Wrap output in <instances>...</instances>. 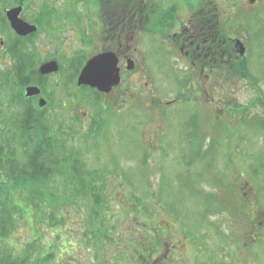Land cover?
Returning <instances> with one entry per match:
<instances>
[{"label": "rangeland", "instance_id": "1", "mask_svg": "<svg viewBox=\"0 0 264 264\" xmlns=\"http://www.w3.org/2000/svg\"><path fill=\"white\" fill-rule=\"evenodd\" d=\"M98 1L34 0V20L38 23L43 22V26L38 24L40 27L36 32V42L42 56V63L45 61L44 58L50 56L55 57L56 60L60 58L65 64L71 58L70 54L80 50H84L87 54L84 55L85 61L90 58L91 52L97 49V44L82 41L76 19H103L101 15L103 17L108 6L104 9V0ZM142 1L117 0L119 6L128 2L142 4ZM146 1L148 0H144L143 10L141 9L142 14L147 12ZM191 1L193 0H161V4L166 8L174 3L180 8V15L185 16L183 9ZM110 3L112 5L113 1ZM228 3H236L240 6H238L237 15L236 13H230L229 16H226L227 13L224 14ZM244 5L246 7L242 8ZM215 9L217 14L225 16L226 19L231 17L229 25L223 27L231 35H237L245 44L249 74L237 76L236 73L234 75L230 73V76L225 79L222 95L220 94L222 88L215 86L216 101L225 99L224 102L235 110L231 111L228 123L219 128L221 135L215 136V141L227 147L218 149L221 151L217 150L212 155L214 160L207 153L197 152L195 153L197 158L193 161L196 163L184 165L176 163L179 156L175 154L176 152L163 154L161 150L145 151L143 130L146 125L142 121L143 115L139 114L140 111L143 112V109L135 110L133 117V109H129L128 103L110 110H105L103 107L104 122L101 129L98 128L92 135L88 131L89 123L102 106L95 104L92 98L86 101L81 100L80 96L83 98L85 93L73 86L69 87L70 94H68L67 78L64 72L59 71L53 74L47 83L48 87L55 92L54 106L48 110L53 118L51 121L53 126L57 128L59 120L62 124H66L63 130L71 127L79 129L77 135L72 134L67 137L65 144L68 153L64 158L71 157L70 152H76L78 157L87 164L88 169L105 173L102 182L106 184L109 211H106L108 223L104 230L109 232L111 238L104 246L105 255L102 258V264H135L136 249L131 238L134 236L137 239L146 234L145 228L141 226L142 222H139L142 220H135L136 197H142L147 206L145 212H149V215L145 216L146 224L159 226L167 223L174 231L183 234L178 236V241L184 240L187 243L190 264H196L197 258L207 263V259L212 257L215 260L212 261L214 264H264V128L261 126L264 119L262 105L264 101V0L255 2L200 0L197 14L205 19H211ZM45 10H48L49 14L46 15ZM31 14L29 9L24 14V18H31ZM246 14L250 16V19ZM119 15H121L120 12ZM85 25V29L88 30V21ZM45 28L48 30L45 31ZM146 36L143 34L137 37L135 46L143 48ZM159 88H162L168 96L174 95V91H169V85L164 86L163 81ZM78 91L83 95H79ZM187 110L188 107H184L182 111L187 112ZM84 113L87 114L86 117ZM4 116L11 115L0 103V118ZM77 117L80 122L75 120ZM13 122L8 124L12 125ZM189 124L193 127L194 122L189 120ZM176 127L178 122L170 127L173 133ZM56 128L54 130L58 129ZM225 129L228 131L223 133ZM171 130L169 133L172 132ZM216 144L219 145L218 142ZM162 181L165 183V188L161 189L164 191L161 193ZM221 181L225 183L226 188L224 185L223 188L218 187L217 184ZM52 185L56 188L54 190L56 194H61L64 190L67 195L74 192L73 186L69 182H66L65 186L62 179ZM159 195L162 197L160 198ZM206 197L213 198L214 206L205 205ZM169 204L174 206V213ZM87 206L86 202L79 200L76 204L65 207L62 213L67 221L57 227L41 224L39 217L38 222L33 223V226L45 230L44 238L51 242L48 247L56 253V263L94 264L96 262L95 254L98 250L95 240L96 236L100 238L101 234L96 226L94 232L89 229L92 237L85 232L88 229L85 221L88 214ZM139 209L142 208L139 207ZM30 224L21 222L18 226L10 240L13 247L19 249V246L33 239L34 235L38 238L42 237L41 232H37ZM240 228L245 229L240 243H232L230 240L226 242V235L231 230L237 234ZM255 229L260 230L262 234L257 240L252 238ZM192 236H201V238L197 237L201 242L196 244L189 240ZM147 239L152 240L153 237L148 235ZM159 245L160 243H153L154 247ZM194 246L197 247L193 249H198L201 255L195 256L196 252L191 249ZM65 253L66 255L63 256ZM75 254L76 258L67 260L68 255L72 257ZM225 255L227 257L230 255L234 259L229 263L224 258ZM179 257L183 260V256ZM149 259L155 258L149 256Z\"/></svg>", "mask_w": 264, "mask_h": 264}, {"label": "flooded vegetation", "instance_id": "2", "mask_svg": "<svg viewBox=\"0 0 264 264\" xmlns=\"http://www.w3.org/2000/svg\"><path fill=\"white\" fill-rule=\"evenodd\" d=\"M100 1L102 2H98ZM112 1L109 10L105 11L103 17L101 15L103 19L76 20L82 41L97 44V49L91 52L90 58L106 52L117 56L121 75L119 85L114 86L110 92H101L88 85H77L79 75L90 59L85 61L84 55L87 54L84 50L70 54L71 58L65 64L60 58L56 60L50 56L44 58L43 63L55 60L59 63V71L65 69L63 72L67 78L68 94L70 86L84 93L98 92L96 96L101 101L102 110L103 107L110 110L128 103L129 109H133L134 117L135 110L143 109L139 114L143 115L142 121L146 125L143 130L145 151L161 150L163 154L176 152L175 154H179L176 163L194 165L196 162L193 161L197 158L195 153H207L214 149L215 136L221 135L219 128L228 123L231 111L235 110L224 102L225 99L216 101L214 97L215 86L222 88L221 95L224 92V82L230 76L232 62L240 57L237 45L240 39L223 27L229 25L231 17L226 19L225 16L217 14L216 9L213 12L216 17L212 15L211 19H205L199 16L198 0H193L184 7L185 16L180 15L178 7L174 16L166 17L165 9L176 6L174 3L164 8L161 0H148L145 4L148 6L147 12L142 17L133 14L130 19H119L118 2ZM0 4V103L11 115L6 116V122H12V116L21 120L24 113L33 106L34 100L39 103L40 98H45L48 105L49 96L53 97L55 92L50 88L44 91L37 85L41 88V93L27 95L28 88L34 86V31L22 34L8 18L10 10L22 7L21 20L30 26L36 24L39 29L38 22L34 20V0H0ZM235 4L228 3L224 12L227 13L226 16L230 13L237 15L239 5ZM143 6L144 4L142 8ZM244 7L246 6H242ZM29 9L31 18L25 19L24 14ZM86 21L89 24L88 30L85 29ZM143 34L147 35L143 48L136 47V38ZM129 62L133 63L132 69L129 68ZM74 70L78 71V75L76 81L72 82L77 73ZM55 73L43 75L44 80L48 83ZM162 81L164 86L169 85V91H174L173 96L166 95L159 88ZM79 91V95H83ZM80 99L86 101L88 98L84 94ZM184 107H188L187 112L182 111ZM83 115L86 117L87 114ZM189 120L194 122L193 127H190ZM91 122L92 120L89 124ZM177 122L178 127L173 133L170 127ZM227 131L225 129L223 133ZM244 231L245 229L240 228L236 234L231 230L226 235V242L230 240L232 243H240ZM259 231L254 230V240L262 235ZM180 234L167 223L154 229L153 236L151 235L154 240L147 239L148 235L145 234L143 244L149 250L148 255L155 258L147 264H190L187 243L184 240L178 241ZM197 237L192 236L189 240L199 244L201 241ZM153 243L160 245L154 247ZM196 247L191 249L196 252L197 257L201 253L198 249H193ZM179 256H183V260ZM224 258L229 263L234 259L230 255H225ZM207 260L204 263L197 258L196 264H214L213 257Z\"/></svg>", "mask_w": 264, "mask_h": 264}, {"label": "trees", "instance_id": "3", "mask_svg": "<svg viewBox=\"0 0 264 264\" xmlns=\"http://www.w3.org/2000/svg\"><path fill=\"white\" fill-rule=\"evenodd\" d=\"M111 1L104 0V9L108 6L109 10L110 5H107V3L109 4ZM128 4L129 2L119 6L121 14L119 19L125 17L130 19L133 14L138 17L143 16L142 5L138 7L136 3ZM177 8V5L166 8L165 16H174V11ZM48 12V10H45L44 13L47 15L49 14ZM246 16L250 19L248 14ZM38 24L43 26V22ZM36 36L37 34L34 33V85H39L44 91H47L49 88L47 82L38 69L42 63V56L37 46ZM246 56L240 55L238 61L233 63L229 73L233 75L236 73L237 76L248 75V58ZM60 72L63 71L61 70ZM75 72L77 73L72 82L76 81V76L78 75V71ZM97 93L95 92L94 96L91 95L92 93H85V96H92L94 103L100 106L101 101L97 99ZM262 105L264 106V101H262ZM53 106L54 98L52 96H49V103L45 107H41L37 100H34L33 106L24 113L21 120L12 116L13 127L8 124V121L6 122V116L0 118L2 125H0V264L56 263V253L48 247L51 242L44 238L46 236L45 230H40L38 227L33 226V223L38 222L37 218L39 217L41 219L40 223L43 225L50 227L62 225L67 221L62 213L63 209L70 204H76L79 200H83L88 204V214L85 220L88 229L85 232L91 236L90 231L94 232V227L96 226L97 231L101 234L100 238L96 236L95 240L98 252L95 254L96 262L94 264H102L101 261L105 255L104 246L107 240L111 238L109 232L104 230L108 223L106 221V211H109V197L105 190L106 184L102 182L105 173H101L96 169H88L87 164L78 157L76 152H70L71 157L64 158L68 153V148L65 144L67 137L72 134L77 135L79 129L71 127L63 130L62 128L66 124H62L59 120L58 129L53 126L51 123L53 118L48 111ZM75 120L80 122L79 117ZM103 122V110L100 107L88 131L94 135L98 128L101 129ZM261 126L264 128V119ZM54 127L57 130H54ZM222 147L227 146L215 141L214 149L207 152V155L212 158V155ZM123 175L125 174L123 173ZM59 179L63 180L65 186L66 182L73 186V194L67 195L65 190L61 194L54 192L56 188L55 186L53 187L52 183H57ZM217 185L220 188H223L222 186L224 185L226 188L223 181L218 182ZM164 188L165 183L162 181L160 186L161 193L164 192L161 190ZM159 197L161 198L162 196L159 195ZM205 199V205L214 206L213 198L206 197ZM135 200L136 205H134V208L136 210L134 211L137 214L135 220H142L139 222H142L141 226L145 228L146 235H152L154 229L158 226L156 224L153 226L146 224L145 216L149 215V212H145L147 206L142 197H136ZM169 206L174 213V206L170 204ZM139 207L142 209H139ZM21 222L26 225L32 222L30 226L34 227L37 232L40 231L42 237L38 238L34 235L33 239L26 242L25 245L19 246L18 249L11 245L10 240L18 226L21 225ZM144 237L145 234L141 235L140 238L137 237V239L134 236L131 238L136 249L134 254L135 264H147L148 261L150 262L147 253L149 250L145 246V249L143 247ZM65 255L66 253L63 256ZM69 258H76V254L72 257L68 255L67 260ZM59 263L65 264L63 262Z\"/></svg>", "mask_w": 264, "mask_h": 264}, {"label": "water", "instance_id": "4", "mask_svg": "<svg viewBox=\"0 0 264 264\" xmlns=\"http://www.w3.org/2000/svg\"><path fill=\"white\" fill-rule=\"evenodd\" d=\"M22 7L12 9L8 12V18L12 21L13 26L22 34L27 32H37L38 27L28 25L26 22L21 20L20 13ZM239 46V52L241 55H245L246 46L241 41H237ZM129 68H133V63L129 62ZM59 70V64L57 61L52 60L43 63L39 71L42 75L51 74ZM121 82L120 68L118 66V58L112 52H106L98 54L90 58L83 68L79 78L78 85H88L97 88L101 92H110L114 86L119 85ZM41 88L37 85L28 88L27 95H39ZM39 105L44 107L47 105L45 98H40Z\"/></svg>", "mask_w": 264, "mask_h": 264}, {"label": "bare ground", "instance_id": "5", "mask_svg": "<svg viewBox=\"0 0 264 264\" xmlns=\"http://www.w3.org/2000/svg\"><path fill=\"white\" fill-rule=\"evenodd\" d=\"M89 93H92V92H89ZM91 95L94 96V93H92ZM92 96H88V99H90ZM93 98V97H92Z\"/></svg>", "mask_w": 264, "mask_h": 264}]
</instances>
